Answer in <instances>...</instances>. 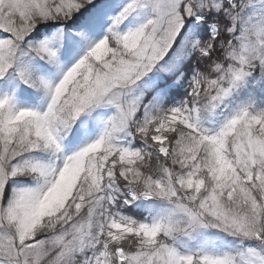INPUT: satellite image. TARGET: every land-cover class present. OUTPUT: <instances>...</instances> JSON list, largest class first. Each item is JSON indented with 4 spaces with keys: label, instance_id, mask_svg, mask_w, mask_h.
I'll use <instances>...</instances> for the list:
<instances>
[{
    "label": "snow or ice",
    "instance_id": "snow-or-ice-1",
    "mask_svg": "<svg viewBox=\"0 0 264 264\" xmlns=\"http://www.w3.org/2000/svg\"><path fill=\"white\" fill-rule=\"evenodd\" d=\"M0 264H264V0H0Z\"/></svg>",
    "mask_w": 264,
    "mask_h": 264
}]
</instances>
